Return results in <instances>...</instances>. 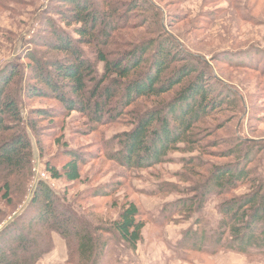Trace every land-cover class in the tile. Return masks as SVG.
<instances>
[{
  "label": "trees",
  "instance_id": "16d2710c",
  "mask_svg": "<svg viewBox=\"0 0 264 264\" xmlns=\"http://www.w3.org/2000/svg\"><path fill=\"white\" fill-rule=\"evenodd\" d=\"M59 3L62 8L55 14L65 28H73L77 39L47 23L49 37L33 42L34 50L22 58L26 61V72H19L12 63L0 74V176L4 199L10 203L15 186L11 177L22 181L18 184L21 193L23 182L30 176L29 135L39 137L38 123L73 112L86 119L85 134L113 126L124 117L129 119L128 132L116 134L109 143L102 144L109 151L107 160L127 173L161 165L179 145L189 152L204 154L195 129L215 112L235 110L237 103L240 104L236 93L226 89L212 76L210 67L199 57L184 52L176 38L165 32L157 43L149 40L115 54L108 51L113 35L130 25L133 12H148L153 20L159 19L153 4L148 0L119 4L113 0H58ZM82 47L93 52L94 62L87 58ZM50 54L55 57H48ZM97 63L102 64L100 75L95 70ZM172 91L175 96L170 104L144 113L129 110L141 100L156 99ZM33 99L52 101L59 108L30 110L25 119L22 100ZM244 145L240 142L228 145L227 154L236 158L239 166L211 171L200 194L172 206L169 219L177 214L188 215L196 207L194 213L200 215L204 202L212 195L223 198L244 185L251 192L222 201L216 227L208 234L187 230L177 249L208 256L220 252L247 257L264 253V184L249 168L260 153L258 148H244ZM65 155L68 162L61 172L49 166L47 175L51 180L77 182L83 160L71 152ZM192 160L190 167L197 159ZM29 209L34 210L33 217L13 219L0 231V264H36L52 249L47 241L48 233L64 241L67 250L64 264H72L68 254L71 246L77 264H96V251L105 256L110 240L121 241L132 251L142 241L144 223L134 204L122 208L108 227L92 228L81 216L62 206L46 184L39 182ZM196 224L202 225L200 221ZM21 225L26 229H19ZM101 235L109 240H102Z\"/></svg>",
  "mask_w": 264,
  "mask_h": 264
},
{
  "label": "rangeland",
  "instance_id": "374dc122",
  "mask_svg": "<svg viewBox=\"0 0 264 264\" xmlns=\"http://www.w3.org/2000/svg\"><path fill=\"white\" fill-rule=\"evenodd\" d=\"M125 1L113 0L118 4ZM148 1L159 11L158 14L153 10L159 19L153 20L148 12H133L130 25L113 35L108 51L115 54L149 40L157 43L165 32L176 38L184 52L199 57L210 67L212 76L226 89L235 92L240 104L237 103L235 110L215 112L195 129L194 133L200 135L204 154L189 152L179 145L178 150L168 154L161 165L130 173L107 160L109 151L102 145L109 143L116 134L131 129L126 123L128 118L90 134L84 133L86 119L76 112L54 121H40L39 137L29 135L30 176L23 182L21 193L18 184L22 181L16 176L11 177L15 186L12 187L10 203L4 199L3 177L0 176V231L13 219L34 216V210L29 209L30 203L38 183L43 182L62 206L75 216H81L92 228L108 227L129 204L138 208L139 219L144 223L141 243L132 251L121 241L112 239L105 256L96 251V264H264V253L247 257L220 252L208 256L177 249L187 230H200L206 234L212 231L219 220L221 202L248 195L251 192L249 186L244 185L223 198L208 197L200 215L194 213L197 207L188 215L177 214L169 219L168 214L172 206L193 200L194 194L199 195L211 171L239 166L237 159L227 154L229 144L240 142L245 144L244 148L259 149L260 154H256L249 168L264 184V0ZM61 5L58 0H0V74L12 63L19 72H26V61L22 58L34 50L33 42L49 37L47 23L77 39L73 28H65L55 14L61 10ZM82 48L87 58L94 62L93 52ZM95 70L98 75L102 74V64H95ZM13 84L11 88L15 86ZM174 96L172 91L156 99L141 100L129 110L144 113L170 104ZM22 102L25 119L30 110L59 108L52 101L33 99ZM68 152L83 160L79 181L67 183L63 179L41 178V174H48L49 166L61 172V167L68 162L65 155ZM193 158L197 160L190 167ZM197 221L202 223L200 227ZM20 228L26 229L24 225ZM34 231L38 234L37 229ZM48 234L47 241L51 242L52 249L36 264H64L67 259L64 241L53 233ZM101 238L109 240L105 235ZM55 240L62 241L63 247H57ZM68 254L72 264H77L74 246L69 248Z\"/></svg>",
  "mask_w": 264,
  "mask_h": 264
},
{
  "label": "crops",
  "instance_id": "0c3cea01",
  "mask_svg": "<svg viewBox=\"0 0 264 264\" xmlns=\"http://www.w3.org/2000/svg\"><path fill=\"white\" fill-rule=\"evenodd\" d=\"M61 242H62V241H61ZM61 242H59V241L55 240L56 246L58 247V246L60 245V246H62V247H63V245H64V244H62L63 242H62V243H61ZM64 249H65V248H64Z\"/></svg>",
  "mask_w": 264,
  "mask_h": 264
},
{
  "label": "built area",
  "instance_id": "2783aa9c",
  "mask_svg": "<svg viewBox=\"0 0 264 264\" xmlns=\"http://www.w3.org/2000/svg\"><path fill=\"white\" fill-rule=\"evenodd\" d=\"M41 178H43L45 180V179H48L49 177L47 174H41Z\"/></svg>",
  "mask_w": 264,
  "mask_h": 264
}]
</instances>
